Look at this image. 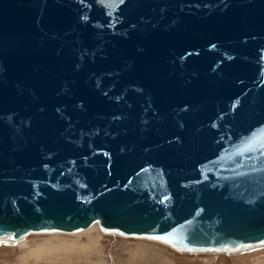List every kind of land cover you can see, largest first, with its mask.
<instances>
[{"label":"water","instance_id":"1","mask_svg":"<svg viewBox=\"0 0 264 264\" xmlns=\"http://www.w3.org/2000/svg\"><path fill=\"white\" fill-rule=\"evenodd\" d=\"M95 224L264 246V0H0V242Z\"/></svg>","mask_w":264,"mask_h":264},{"label":"rangeland","instance_id":"2","mask_svg":"<svg viewBox=\"0 0 264 264\" xmlns=\"http://www.w3.org/2000/svg\"><path fill=\"white\" fill-rule=\"evenodd\" d=\"M0 264H264V247L234 255L179 253L160 242L105 235L96 225L80 234L0 242Z\"/></svg>","mask_w":264,"mask_h":264},{"label":"bare ground","instance_id":"3","mask_svg":"<svg viewBox=\"0 0 264 264\" xmlns=\"http://www.w3.org/2000/svg\"><path fill=\"white\" fill-rule=\"evenodd\" d=\"M98 226L99 227V225L98 224H95V225H93L91 228H93L94 226ZM91 228H89L88 230H90ZM99 229H100V227H99ZM88 230H86V231H84V232H87ZM101 230V229H100ZM102 232V231H101ZM81 233H83V232H81ZM103 233V232H102ZM54 235H56V234H62V233H53ZM78 234H80V233H78ZM104 234V233H103ZM34 235H51V234H34ZM67 235H73V234H67ZM106 235V234H105ZM110 235H112V234H110ZM28 236H30V235H28ZM27 236V237H28ZM113 236H117V235H113ZM27 237H25V238H27ZM120 237H123V236H120ZM24 238V239H25ZM123 238H126V237H123ZM24 239H22V240H24ZM127 239H137V238H127ZM22 240H19V241H17V242H13V241H4L3 243H11V244H13V243H18V242H20V241H22ZM142 240H146V239H142ZM147 241H150V240H147ZM151 242H155V241H151ZM159 243V242H158ZM162 244V243H161ZM264 247V246H263ZM263 247H261V248H263ZM258 249H260V248H258ZM255 250H257V249H255ZM176 251V250H175ZM253 251V250H252ZM250 252V251H249ZM179 253H188V252H179ZM239 253H243V252H239ZM239 253H233L232 255H234V254H239ZM190 254H192V253H190ZM198 254H209V253H198ZM231 255V254H230Z\"/></svg>","mask_w":264,"mask_h":264},{"label":"snow or ice","instance_id":"4","mask_svg":"<svg viewBox=\"0 0 264 264\" xmlns=\"http://www.w3.org/2000/svg\"><path fill=\"white\" fill-rule=\"evenodd\" d=\"M236 250H239V249H236Z\"/></svg>","mask_w":264,"mask_h":264}]
</instances>
